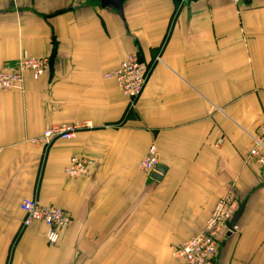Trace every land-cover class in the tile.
Returning <instances> with one entry per match:
<instances>
[{"label":"crops","instance_id":"crops-1","mask_svg":"<svg viewBox=\"0 0 264 264\" xmlns=\"http://www.w3.org/2000/svg\"><path fill=\"white\" fill-rule=\"evenodd\" d=\"M1 0L0 70L49 58L50 70L0 90V264H185L173 250L231 192L244 205L216 264H264V0ZM150 68L134 109L106 78L130 54ZM89 124L45 149L53 125ZM157 148L159 180L140 164ZM74 157L93 162L69 178ZM68 212L50 245L23 227L21 203Z\"/></svg>","mask_w":264,"mask_h":264},{"label":"built area","instance_id":"built-area-1","mask_svg":"<svg viewBox=\"0 0 264 264\" xmlns=\"http://www.w3.org/2000/svg\"><path fill=\"white\" fill-rule=\"evenodd\" d=\"M49 70V58L20 59L14 65L5 66L0 70V90L19 89L27 73L39 79L48 74ZM149 74L150 68L141 62L137 53H132L121 62L118 68L108 73L106 78L117 82L128 99L129 109H134L147 84ZM90 127L89 124L53 125L39 137L32 139L31 143L47 149L55 140H72L79 130ZM250 137L253 144L250 158L264 165V124L258 128L255 135ZM159 165L157 148L152 145L142 160L140 168L145 174L150 175L156 172ZM92 167L91 160L85 157H74L65 173L69 178L88 177ZM20 207L24 213L23 227L27 229L36 222L43 223L47 228L46 240L50 245L58 244L60 232L69 228L74 222L68 212L52 206H42L35 197L23 200ZM239 209L240 201L234 193L231 192L220 199L203 230L177 246L173 250V257L185 264H216L223 242L231 232L228 224Z\"/></svg>","mask_w":264,"mask_h":264},{"label":"water","instance_id":"water-1","mask_svg":"<svg viewBox=\"0 0 264 264\" xmlns=\"http://www.w3.org/2000/svg\"><path fill=\"white\" fill-rule=\"evenodd\" d=\"M100 5L102 7H112L114 10L117 11V14L123 19L124 18V13H123V8H124V3L127 0H98ZM249 1V0H247ZM164 173V168L159 166L156 170L155 173H153V179L159 180ZM244 210V205H242L239 209V211L236 213L234 218L231 220V222L228 224V227L230 229V233L228 235H231L232 232L235 231V227L237 226L239 219L243 213Z\"/></svg>","mask_w":264,"mask_h":264}]
</instances>
